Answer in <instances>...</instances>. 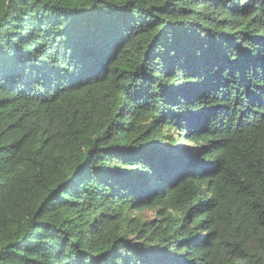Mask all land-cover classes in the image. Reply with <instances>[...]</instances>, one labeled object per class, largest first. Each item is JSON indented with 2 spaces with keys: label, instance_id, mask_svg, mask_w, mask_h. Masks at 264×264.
Instances as JSON below:
<instances>
[{
  "label": "trees",
  "instance_id": "1",
  "mask_svg": "<svg viewBox=\"0 0 264 264\" xmlns=\"http://www.w3.org/2000/svg\"><path fill=\"white\" fill-rule=\"evenodd\" d=\"M0 264H264V0H0Z\"/></svg>",
  "mask_w": 264,
  "mask_h": 264
},
{
  "label": "rangeland",
  "instance_id": "2",
  "mask_svg": "<svg viewBox=\"0 0 264 264\" xmlns=\"http://www.w3.org/2000/svg\"><path fill=\"white\" fill-rule=\"evenodd\" d=\"M144 216L148 218H152V212L147 211Z\"/></svg>",
  "mask_w": 264,
  "mask_h": 264
}]
</instances>
